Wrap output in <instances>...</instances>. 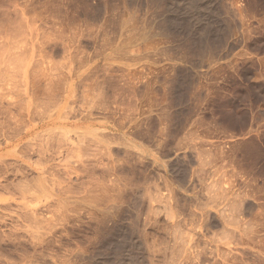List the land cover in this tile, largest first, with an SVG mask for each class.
Listing matches in <instances>:
<instances>
[{"label": "rangeland", "instance_id": "1", "mask_svg": "<svg viewBox=\"0 0 264 264\" xmlns=\"http://www.w3.org/2000/svg\"><path fill=\"white\" fill-rule=\"evenodd\" d=\"M0 264H264V0H0Z\"/></svg>", "mask_w": 264, "mask_h": 264}]
</instances>
